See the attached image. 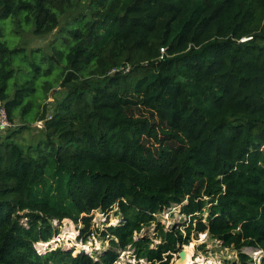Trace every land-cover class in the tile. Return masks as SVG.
Listing matches in <instances>:
<instances>
[{
	"label": "trees",
	"instance_id": "16d2710c",
	"mask_svg": "<svg viewBox=\"0 0 264 264\" xmlns=\"http://www.w3.org/2000/svg\"><path fill=\"white\" fill-rule=\"evenodd\" d=\"M62 18L49 57L3 40L6 22L44 36ZM0 100L10 121L43 122L36 143L18 139L25 126L0 138V264H116L128 247L171 264L192 226L264 264V0H0ZM172 207L185 235L156 219ZM97 211L119 219L106 250L36 252L63 220L90 235ZM152 223L154 249L135 238Z\"/></svg>",
	"mask_w": 264,
	"mask_h": 264
},
{
	"label": "rangeland",
	"instance_id": "374dc122",
	"mask_svg": "<svg viewBox=\"0 0 264 264\" xmlns=\"http://www.w3.org/2000/svg\"><path fill=\"white\" fill-rule=\"evenodd\" d=\"M64 28L65 19L62 18L59 26L47 35L36 36L31 28L21 30L17 35L14 26L8 27V23L6 22L3 27V40L9 41L10 47H13V42L15 41V46L24 47L27 54V60L31 62L33 60L31 56L32 53H36L39 59L41 56L49 57L50 55H53L54 49L62 48L65 36ZM13 69L14 75L12 79H17L19 84H23L31 78L28 73L30 72L31 67L20 64L18 59H16ZM61 90L62 88L57 84L49 88L46 92L45 99L42 100L41 105L46 106L47 110L45 108L44 113L47 117L52 115V108L54 105L53 100L60 98L63 94V91ZM11 123L12 126L8 132L1 134V141L7 135L12 134L13 137V131L22 126L27 127V129L23 130L18 135L20 141L36 143L41 137L43 122L38 121L37 123L29 125L24 123L19 115H16ZM92 218L90 225L91 234L85 235L82 238L79 236V231L82 227L80 223L75 225L69 220H63L61 225H57L58 228H60V233L49 242V248L44 251L46 252L47 250L61 248L64 250H73L74 254L81 251L83 253L94 255L95 253L106 250L108 248V241L102 239L101 232L109 225L117 224L119 219L113 215V212L107 217L98 211L92 213ZM156 219L164 226L165 230L173 227L180 230L182 234H184L183 228L186 225L185 222H188V218L181 215L177 207H172L163 211L156 215ZM54 224L56 225V223ZM194 227L195 226H192L190 243L188 245H184L181 248L177 246L175 252H168L165 254L171 256V264H177L180 250L188 251V254L190 255L189 264H242L239 261L235 250L223 248L219 242L210 240L205 233L195 235L193 232ZM135 238L148 239L152 249L156 248L160 243L159 238L156 236V226L153 223L150 224L149 227H144L139 234L135 235ZM118 252L119 257L116 264H137V262L139 264L146 263L145 260L137 261L134 248L128 247L126 251ZM243 252L252 260L251 262L247 261L245 264H259V259L261 258L260 251L252 249L247 250V248H245L243 249Z\"/></svg>",
	"mask_w": 264,
	"mask_h": 264
},
{
	"label": "built area",
	"instance_id": "2783aa9c",
	"mask_svg": "<svg viewBox=\"0 0 264 264\" xmlns=\"http://www.w3.org/2000/svg\"><path fill=\"white\" fill-rule=\"evenodd\" d=\"M163 52V50H161ZM12 126L11 121L8 118V114L5 108L4 103L0 100V138L1 134H5ZM49 243H38L35 245L36 252L38 254L44 253L46 249L49 248ZM43 250V251H42Z\"/></svg>",
	"mask_w": 264,
	"mask_h": 264
},
{
	"label": "water",
	"instance_id": "95a60500",
	"mask_svg": "<svg viewBox=\"0 0 264 264\" xmlns=\"http://www.w3.org/2000/svg\"><path fill=\"white\" fill-rule=\"evenodd\" d=\"M178 256H179V259H178L177 264H184V260H185V256H186V251L180 250Z\"/></svg>",
	"mask_w": 264,
	"mask_h": 264
},
{
	"label": "bare ground",
	"instance_id": "6f19581e",
	"mask_svg": "<svg viewBox=\"0 0 264 264\" xmlns=\"http://www.w3.org/2000/svg\"><path fill=\"white\" fill-rule=\"evenodd\" d=\"M248 250V249H247ZM87 252V251H86ZM190 262V255L188 254V251L186 252V256H185V260H184V263L185 264H189Z\"/></svg>",
	"mask_w": 264,
	"mask_h": 264
}]
</instances>
